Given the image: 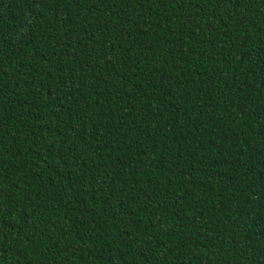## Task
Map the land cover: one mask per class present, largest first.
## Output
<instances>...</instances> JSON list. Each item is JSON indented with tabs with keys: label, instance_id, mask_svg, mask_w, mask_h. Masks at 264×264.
Returning <instances> with one entry per match:
<instances>
[{
	"label": "trees",
	"instance_id": "1",
	"mask_svg": "<svg viewBox=\"0 0 264 264\" xmlns=\"http://www.w3.org/2000/svg\"><path fill=\"white\" fill-rule=\"evenodd\" d=\"M0 264H264V0H0Z\"/></svg>",
	"mask_w": 264,
	"mask_h": 264
}]
</instances>
